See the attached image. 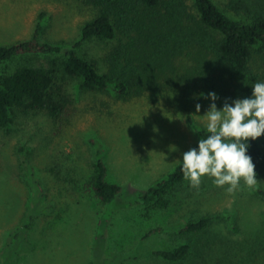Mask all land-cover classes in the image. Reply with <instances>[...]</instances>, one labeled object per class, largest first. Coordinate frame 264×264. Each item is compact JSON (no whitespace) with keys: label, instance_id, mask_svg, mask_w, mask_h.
Instances as JSON below:
<instances>
[{"label":"rangeland","instance_id":"1","mask_svg":"<svg viewBox=\"0 0 264 264\" xmlns=\"http://www.w3.org/2000/svg\"><path fill=\"white\" fill-rule=\"evenodd\" d=\"M213 1L229 17L242 19L227 9V0ZM96 13L84 0H0V44L31 37L44 14L42 40L66 47L81 38L83 24ZM115 43L92 40L82 51L104 72ZM70 91L74 103L62 115L18 112L10 133L0 129V264H264V166L255 168L254 186L241 181L229 192L208 176L199 186L185 178L164 209L134 202L197 146L196 128H206L199 115L209 106L201 105L197 114L196 103L174 89L154 100L112 90L83 92L75 83ZM257 140L264 153V135ZM96 148L103 150L107 181L123 188L107 206L86 186ZM71 176L78 177L76 186H62L78 194L77 203L62 194L60 181ZM209 216L219 218L207 235L174 232ZM28 217V229L9 245ZM157 227L163 231L144 238ZM182 244L192 250L179 262L151 254Z\"/></svg>","mask_w":264,"mask_h":264},{"label":"trees","instance_id":"2","mask_svg":"<svg viewBox=\"0 0 264 264\" xmlns=\"http://www.w3.org/2000/svg\"><path fill=\"white\" fill-rule=\"evenodd\" d=\"M84 1L96 10V16L83 24L81 38L68 46L42 40L44 14L39 16L31 37L0 44V129L5 133H10L18 112H45L51 117L65 113L74 103L72 83L83 92L112 90L128 98L147 94L153 100L163 91L174 89L183 98L204 106L210 104L206 94L214 91L220 108L226 98L231 102L250 96L253 82L264 80V0H227V9L241 20L229 17L213 0ZM92 40H116L104 58V72L82 51L83 45ZM196 132L200 138L208 134L206 128H196ZM249 145L255 168H262L264 153L258 140H250ZM102 153L96 148L93 175L86 186L107 206L123 188L107 181ZM184 180L179 164L134 202L148 209H164L170 192ZM77 181V176H71L60 183L75 187ZM63 188V196L72 194L70 200L79 201L76 192ZM218 218L187 222L174 232L204 236ZM30 222L28 217L15 230L9 245L15 244L19 231L28 229ZM160 231L163 228L151 229L144 238ZM191 250L189 244H182L151 254L179 262Z\"/></svg>","mask_w":264,"mask_h":264},{"label":"clouds","instance_id":"3","mask_svg":"<svg viewBox=\"0 0 264 264\" xmlns=\"http://www.w3.org/2000/svg\"><path fill=\"white\" fill-rule=\"evenodd\" d=\"M251 88L250 96L231 102L226 98L220 108L216 104L218 94L214 91L206 94L210 104L199 116L208 134L178 159L192 186H199L205 176L213 178L217 186L226 185L229 192L236 190L241 181L248 186L257 184L255 164L248 149L250 140L264 135V80L253 82ZM195 111L197 114L201 111L198 102Z\"/></svg>","mask_w":264,"mask_h":264}]
</instances>
